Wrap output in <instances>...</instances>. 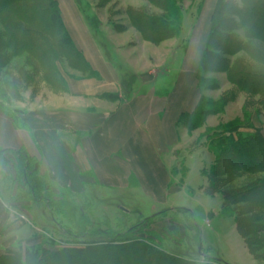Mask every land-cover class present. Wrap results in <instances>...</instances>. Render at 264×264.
<instances>
[{
	"label": "rangeland",
	"instance_id": "1",
	"mask_svg": "<svg viewBox=\"0 0 264 264\" xmlns=\"http://www.w3.org/2000/svg\"><path fill=\"white\" fill-rule=\"evenodd\" d=\"M211 1L217 3V0H171L168 19L177 28L183 24L185 36L191 25L198 21L202 4L210 7ZM75 2L93 37L99 45H103L109 57L111 44L103 34L117 33L130 27L129 14L134 7L135 10H143L147 6L151 13L162 12L150 6L146 0ZM105 28L106 32L102 31ZM244 61H247L244 52L230 57L232 72L239 66L244 67ZM56 65L63 76L86 78L91 74L84 61L78 68H73L68 59L59 56ZM38 66L37 61L26 53L10 59L0 74V105L1 101L8 100L26 108L38 96L43 99L49 96V91L45 90L48 85L37 72ZM170 76L174 79L175 72ZM201 79V110L208 109L210 103L218 106L210 114L199 117L200 126L194 130L186 127V120L179 124L181 147L173 152L171 166L174 170L173 187L179 186L183 190L178 191L176 199L164 207L154 208L149 199L141 197H135L131 202L113 196L112 191L108 195L98 191L77 195L54 184L47 194L44 193V196L51 198L49 207L47 200L33 199L24 177L16 170V155L4 153L2 161L5 170H1L0 197L8 200L9 204L17 203L6 206L9 225L17 223L22 216L26 223L17 233L4 234L0 238V255L8 250L24 251L34 246L46 252L65 248L85 249L87 243L103 240L107 233L111 237L128 234L131 240L124 243H129L133 250L139 249L141 245L147 246L148 254L154 256L155 262L162 264H264V211L248 207L249 216L255 225V233L250 235L252 248L257 254L255 257L238 231L234 217L238 206L234 209V205H230L225 209L223 197L225 192L255 186L264 174L219 179L207 176L218 151L225 145L223 141L229 143L247 131V124H252L249 117L253 110L262 112L260 100L264 95L252 97L239 90L228 81L226 73L203 72ZM135 82L132 79L122 88L126 92L131 87L139 89ZM240 92L245 95L243 113L238 104ZM223 100L227 102L225 106ZM1 107L14 115L15 107ZM261 115L264 116L263 113ZM213 116L216 125L211 126L208 120ZM26 174L30 175L32 171L28 169ZM13 235L16 239H13ZM11 241H15L14 246L8 245ZM114 248L121 251L124 246L116 245Z\"/></svg>",
	"mask_w": 264,
	"mask_h": 264
},
{
	"label": "crops",
	"instance_id": "2",
	"mask_svg": "<svg viewBox=\"0 0 264 264\" xmlns=\"http://www.w3.org/2000/svg\"><path fill=\"white\" fill-rule=\"evenodd\" d=\"M56 1L68 33L95 77L65 75L66 91L48 86L49 96H38L26 108L1 101L0 150H26L48 181L77 195L112 191L131 202L135 197L149 199L154 208L169 205L183 190L173 187L171 160L181 147L179 120L194 112L203 96L198 73L216 2L211 1L210 7L202 4L198 21L185 36L183 24L174 38L157 43L145 40L132 24L103 34L111 44L109 57L75 0ZM144 10L161 13H151L147 6ZM133 78L139 89L128 93L122 85ZM240 93L243 113L245 95ZM3 105L15 107L14 115ZM214 119L209 117V125H216ZM251 121L264 135V116L253 110ZM4 166L0 165V177ZM8 204L0 197V238L26 223L22 216L18 224L9 225L6 206L17 203Z\"/></svg>",
	"mask_w": 264,
	"mask_h": 264
},
{
	"label": "trees",
	"instance_id": "3",
	"mask_svg": "<svg viewBox=\"0 0 264 264\" xmlns=\"http://www.w3.org/2000/svg\"><path fill=\"white\" fill-rule=\"evenodd\" d=\"M147 1L162 12L150 14L144 9H134L129 14L132 26L147 41L157 43L174 38L177 27L168 19L171 0ZM240 52L246 54L247 61H244V67L239 66V69L232 72L230 57ZM25 53L37 61V72L56 91L67 90L66 80L56 65L59 56L68 59L73 68H78L81 61H84L91 71L88 77H95L68 33L56 0H0V74L12 57L16 58ZM203 72L226 73L228 81L239 90L252 97L264 95V0H217L211 17L210 34L200 61V87ZM202 99L203 96L194 112L183 114L179 120L180 123L186 120L189 130L199 127L200 118L210 114L218 106L210 103L208 109L201 110ZM222 104L225 106L226 100ZM260 107L262 112L257 109L256 111L264 114V97L260 100ZM246 128L247 131L239 134L236 140L229 143L223 141L225 145L218 151L215 163L207 173L210 179L264 174V135L261 128L251 123ZM4 153L16 155V170L24 177L33 199H45L51 207V198L44 196V193L47 194L52 188V183L39 172L37 160L24 149H3L0 150L1 164L4 163ZM28 169L32 174H26ZM223 197L225 209L230 205H234V209L238 206L234 213L238 231L256 257L257 254L252 248L253 242L250 241V235L255 233V225L253 218L249 216L248 207L264 211V177L257 180L255 186L225 192ZM130 240L128 234L111 237L106 233L103 240L87 243L85 249L65 248L46 252L41 247L34 246L24 251L8 250L0 255V264H162L155 262L154 256L148 254L147 246L141 245L139 249L133 250L129 243H124ZM116 245H123V250L114 248Z\"/></svg>",
	"mask_w": 264,
	"mask_h": 264
}]
</instances>
